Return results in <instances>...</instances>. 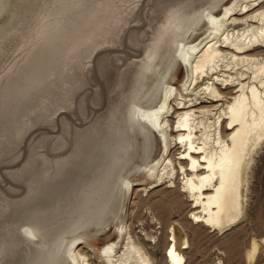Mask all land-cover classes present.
Masks as SVG:
<instances>
[{
  "label": "bare ground",
  "instance_id": "1",
  "mask_svg": "<svg viewBox=\"0 0 264 264\" xmlns=\"http://www.w3.org/2000/svg\"><path fill=\"white\" fill-rule=\"evenodd\" d=\"M208 1L192 12L177 8L168 13L164 33L139 60L150 75L149 85H136L125 94L129 117L118 127V109L113 111L103 156L81 175L67 201L56 204L58 211L69 207L77 214L45 237L38 235L41 224H23L21 234L11 238L13 250L24 253L21 264H157L128 221L126 204L135 189L148 196L161 185L179 187L192 209L198 208L191 220L214 231L224 232L244 218L251 166L264 144V0ZM169 34L173 54L161 48ZM159 90L152 104L142 101ZM176 146L182 151L174 158ZM110 153L113 159L106 167ZM129 162L132 168L120 177ZM71 196L79 201L77 207ZM110 221L116 222L114 237L100 243ZM187 235L181 223L170 224L164 263L186 264ZM260 252L264 236H253L246 264H254Z\"/></svg>",
  "mask_w": 264,
  "mask_h": 264
},
{
  "label": "rangeland",
  "instance_id": "2",
  "mask_svg": "<svg viewBox=\"0 0 264 264\" xmlns=\"http://www.w3.org/2000/svg\"><path fill=\"white\" fill-rule=\"evenodd\" d=\"M18 2L0 0V250L5 264H21L24 253L3 251V247L9 248V243L8 231H3L6 221L3 223L1 218L2 195L18 199L26 192L20 183H39V172L21 171L24 161L31 158V148L35 152L46 151L42 154L48 159L43 183H76L103 156L102 146L113 111L118 109V127L123 126L121 120L129 117V96L125 94L136 85H149L146 80L150 75L143 72L139 60L157 43L160 32L164 33L161 26L168 13L177 8L181 12H192L193 8L206 6L209 1L22 0L15 6ZM161 48L164 53L168 50L173 54L170 34ZM22 90L26 91L24 96L20 93ZM160 94L161 90L152 97L144 96L142 101L150 105ZM119 100L123 115L117 107ZM67 124L70 125L69 152L63 136ZM89 131L96 135L91 150L96 142L99 144L94 153L88 154L81 163L72 160L60 167L62 153L72 155V145H77L79 135ZM120 135L119 131L114 134L116 138ZM42 137H51L50 151L44 146L45 142H41ZM177 148L179 146L172 151L174 158L182 151ZM154 151L153 148L152 157ZM143 153L141 151L140 158ZM254 157L246 186L245 216L224 232L191 220V213L198 208L192 209L191 199L179 187L170 189L161 185L148 196L140 189L132 192L126 204L132 234L151 251L157 264H166L163 244L168 240L167 230L172 222L181 223L188 234L186 264H246L245 252L252 237L264 236V144ZM107 159L105 164L109 167L113 154H108ZM130 168L131 162L120 177ZM139 175L135 173L131 179ZM100 176L101 173L98 179ZM86 190L87 193L89 188ZM67 198L64 195L60 201ZM69 199L76 207L80 204L74 196ZM56 204L47 208L46 204L38 203L35 208L29 204L27 222L34 218L30 212L34 210L38 212L37 217L53 218L45 224V229L54 230L77 214L75 208L69 207L58 211ZM115 224L110 221L109 230L101 236L100 243L113 239ZM145 233L155 240L147 239ZM9 254L14 257L8 259ZM262 254L257 255L254 264H264Z\"/></svg>",
  "mask_w": 264,
  "mask_h": 264
},
{
  "label": "crops",
  "instance_id": "3",
  "mask_svg": "<svg viewBox=\"0 0 264 264\" xmlns=\"http://www.w3.org/2000/svg\"><path fill=\"white\" fill-rule=\"evenodd\" d=\"M68 126L69 124L66 125V134L64 133L63 136L66 140V151L69 152L70 148H68V136H69V131H68ZM91 127V125H89ZM74 128V127H72ZM29 130V129H28ZM31 130V129H30ZM95 132V131H94ZM96 138V135H91V132L89 131L87 134L82 133L78 137L77 145H72V155H67L64 156L65 153H62V159L59 160V165L60 167L63 166V164H67L68 162L75 160L79 161L80 163L83 161L85 157H88V154H92L95 151V146L99 145L98 142L95 143V146H92L91 150V143L94 141ZM52 139L51 137H42L41 142H45L44 146L48 148L50 151L51 149V142ZM50 142V143H49ZM60 145L63 146L61 143ZM65 146V145H64ZM56 149V148H53ZM65 150V149H64ZM28 151L27 150V156H28ZM31 158L30 160L24 161L23 167H21V171L24 173L34 171V172H39V183H20L23 184L26 188V192L23 197H19L18 199L15 198H8L5 195H2L4 199V212L1 215V218L3 220V223L6 221V229L4 225V230L8 231L6 232V235L8 237V243H9V248L3 247V251H12L14 252L12 248V242L11 238L16 237L18 234H21L20 232V227L23 224H41L43 228H40L41 231L38 234L41 237H45L48 235H53L57 232V228L52 230V229H45L47 227L45 224L43 225L40 223L42 220H53V218H47V216H38V212H34V210H30L31 212V220L27 222V206L33 205V208H35L38 203L40 204H46L44 207H49L50 204L53 203H58L61 200V197L64 195L68 196V193L70 192L71 188L76 184V183H43V176H45V171H47V162L48 159L44 154L46 151L40 150L39 152H35L33 148H31ZM26 156V157H27ZM34 156V157H32ZM26 159V158H25ZM47 168H46V167ZM41 173V174H40ZM69 188V191L67 190ZM29 205V206H30ZM32 208V209H33ZM36 216V217H35ZM46 217V218H45ZM49 224V223H46ZM52 225V223H51ZM46 230V231H45ZM13 231V232H12ZM10 251V252H11Z\"/></svg>",
  "mask_w": 264,
  "mask_h": 264
}]
</instances>
